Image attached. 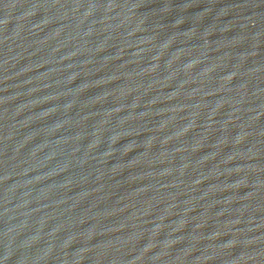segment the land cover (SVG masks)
<instances>
[{
  "label": "water",
  "instance_id": "95a60500",
  "mask_svg": "<svg viewBox=\"0 0 264 264\" xmlns=\"http://www.w3.org/2000/svg\"><path fill=\"white\" fill-rule=\"evenodd\" d=\"M0 264H264V0H0Z\"/></svg>",
  "mask_w": 264,
  "mask_h": 264
}]
</instances>
